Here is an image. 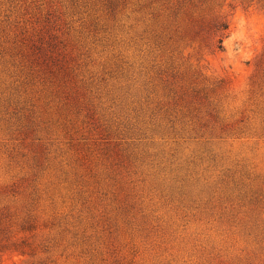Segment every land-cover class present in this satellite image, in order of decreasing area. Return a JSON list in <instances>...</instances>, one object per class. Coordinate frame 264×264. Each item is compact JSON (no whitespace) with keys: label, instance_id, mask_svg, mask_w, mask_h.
I'll list each match as a JSON object with an SVG mask.
<instances>
[{"label":"rangeland","instance_id":"obj_1","mask_svg":"<svg viewBox=\"0 0 264 264\" xmlns=\"http://www.w3.org/2000/svg\"><path fill=\"white\" fill-rule=\"evenodd\" d=\"M0 264H264V0H0Z\"/></svg>","mask_w":264,"mask_h":264}]
</instances>
